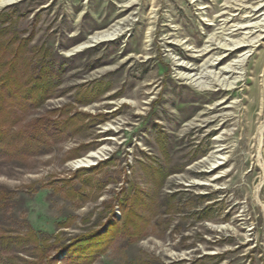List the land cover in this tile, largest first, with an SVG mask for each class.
I'll return each instance as SVG.
<instances>
[{
    "label": "rangeland",
    "instance_id": "374dc122",
    "mask_svg": "<svg viewBox=\"0 0 264 264\" xmlns=\"http://www.w3.org/2000/svg\"><path fill=\"white\" fill-rule=\"evenodd\" d=\"M1 96L0 264H264V0H10Z\"/></svg>",
    "mask_w": 264,
    "mask_h": 264
},
{
    "label": "bare ground",
    "instance_id": "6f19581e",
    "mask_svg": "<svg viewBox=\"0 0 264 264\" xmlns=\"http://www.w3.org/2000/svg\"><path fill=\"white\" fill-rule=\"evenodd\" d=\"M10 2V0H0V7L8 4ZM260 9H258L257 11H259ZM256 11V12H257ZM252 14V16H256L257 13ZM121 29L120 27H118L117 25H112L111 27L108 28V30L105 31H100V32H96L93 36H91L89 38L90 42H94V43H100L103 41H109L112 39L117 38L120 34H121ZM242 44L233 47V48H227L226 50H239L242 48ZM229 51V52H230ZM233 52V51H232ZM231 54V53H230ZM215 63H211L210 65H214ZM175 65H177V69H183L186 68L182 63H176ZM243 65V59L241 60H237L233 63V65L229 64L226 67H221L217 69V73H214L213 76L211 77V75L209 76V81L204 82L202 84H198L197 86H200L203 89L206 88H210V86L212 87H219L220 89L223 90H233L234 88H236L235 84H237V82L240 80V75L239 72L236 71L237 68L241 69V66ZM181 72V71H179ZM197 75L195 73H180L179 74V78L183 79V80H189L190 84H192L193 82H195L196 80L194 79V76ZM200 77H196V79H199ZM209 86V87H208ZM101 151H92L90 152L85 158H79L77 160H75L73 163L77 164L78 166H87L89 165V163H91L92 158H98V156L101 155Z\"/></svg>",
    "mask_w": 264,
    "mask_h": 264
},
{
    "label": "trees",
    "instance_id": "16d2710c",
    "mask_svg": "<svg viewBox=\"0 0 264 264\" xmlns=\"http://www.w3.org/2000/svg\"><path fill=\"white\" fill-rule=\"evenodd\" d=\"M7 114L8 111L5 108V103H4V98L1 96L0 97V145L4 148H9L12 149L15 147L13 144V141H7L6 138L9 137L7 130L4 129L3 127L6 125L7 122ZM10 138V137H9Z\"/></svg>",
    "mask_w": 264,
    "mask_h": 264
}]
</instances>
